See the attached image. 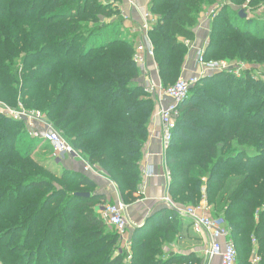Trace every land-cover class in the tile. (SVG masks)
Returning a JSON list of instances; mask_svg holds the SVG:
<instances>
[{
    "label": "trees",
    "instance_id": "1",
    "mask_svg": "<svg viewBox=\"0 0 264 264\" xmlns=\"http://www.w3.org/2000/svg\"><path fill=\"white\" fill-rule=\"evenodd\" d=\"M215 1H150L156 22L148 36L164 87L179 78L199 18ZM118 13L100 0H0V101L38 110L131 204L142 197L140 165L155 103ZM216 13L204 57L264 64V20L251 28L238 10ZM179 110L165 152L168 195L180 207L204 197L230 231L237 264H264V80L249 71L203 75ZM42 142L23 122L0 115V211L13 213L0 232L2 264H31V255L34 264H201L195 251H172L187 219L166 206L131 230L125 262L116 232L106 231L96 210L105 195L81 169L39 167L32 156ZM81 192L90 195H75Z\"/></svg>",
    "mask_w": 264,
    "mask_h": 264
},
{
    "label": "built area",
    "instance_id": "2",
    "mask_svg": "<svg viewBox=\"0 0 264 264\" xmlns=\"http://www.w3.org/2000/svg\"><path fill=\"white\" fill-rule=\"evenodd\" d=\"M216 12L213 6L204 13V20H211ZM156 22L155 16L145 8L141 16L140 38L135 43L134 60L141 69V82L145 91L154 100L153 115L159 119V129L155 135L159 139L162 148H168L172 132L176 128L180 116L179 105L187 97L189 88L198 81V79L214 72L226 71L227 62L206 59L204 57L207 41L201 46H190L191 60L198 67V71L191 76H180L172 84L164 87L159 78L156 64L154 62L153 47L148 36V30ZM199 23V21H198ZM198 25V24H197ZM188 43V42H187ZM146 57L153 59L157 75L152 76L146 70ZM0 115L11 118L25 124L26 132L31 138H40L48 143L55 152L57 162L65 159H78L82 162L84 172H98L96 167L92 166L79 151L75 150L57 131L52 129L50 122L38 110H28L23 105L11 107L0 101ZM152 115V116H153ZM152 172L147 169L141 173L142 176H149ZM168 182L170 179L169 171L166 173ZM166 207L174 208L180 215L185 217L191 225L192 231L197 235L207 237V246L203 254L208 258L218 257L220 264H237V250L231 239L230 231L221 218L210 214L211 207L206 199L202 200L196 206H177L167 195L163 198ZM98 212L107 226H111L118 236V251L122 252L128 249L130 245L129 232L136 226V222L127 215V204L121 200L116 202H105L99 204ZM258 258H255L257 262Z\"/></svg>",
    "mask_w": 264,
    "mask_h": 264
},
{
    "label": "crops",
    "instance_id": "3",
    "mask_svg": "<svg viewBox=\"0 0 264 264\" xmlns=\"http://www.w3.org/2000/svg\"><path fill=\"white\" fill-rule=\"evenodd\" d=\"M150 1L151 0H113V7H116L119 11L118 19L121 20L123 26L132 33V38H134L135 41H138L140 38L142 12L145 8H149ZM207 11L208 9L201 14L199 23L195 29L196 37L193 41L194 47H199L207 41L211 22V20H204V13ZM145 60L146 70H148L152 76H156L157 73L154 67L153 59L146 57ZM185 67V76H191L198 71V67L194 65L191 60V50L188 53ZM159 125L158 117L153 115L149 126V136L144 145L143 157L140 165L141 173L144 169L148 168L152 174L149 176L141 175L139 191L142 194V197L131 204H127V215L131 220L136 222V225H141L150 214L165 206L162 200L167 195L168 179L166 173L168 169L165 156L166 150L162 148L159 139L155 135L156 131L159 129ZM63 162L65 164L71 163L74 166H82V162L78 159L68 158ZM96 170L98 171L97 173L91 172L88 175L96 182L99 188L98 192L105 195L106 202H116L121 200L119 196L117 197L115 195L118 193L116 192V188L113 186L114 184L104 178V175L99 172L97 168ZM131 230L132 229H130V232ZM188 230L191 233L190 236L188 235V232H186ZM180 236L181 239L177 244V247H180L178 251H195L198 256L202 257L203 264H220L218 257L208 259L203 254V251L207 246L208 239L204 235L195 234L192 231L188 220L183 222ZM186 240L188 242H186ZM181 243L183 245H187L188 247H181Z\"/></svg>",
    "mask_w": 264,
    "mask_h": 264
},
{
    "label": "rangeland",
    "instance_id": "4",
    "mask_svg": "<svg viewBox=\"0 0 264 264\" xmlns=\"http://www.w3.org/2000/svg\"><path fill=\"white\" fill-rule=\"evenodd\" d=\"M100 1L103 2V3H106L107 5L111 4L112 8H116V7H113V4H114L113 0H100ZM251 2H252V4H251ZM213 6L216 7V12H217L216 15L219 14L220 11L225 9V8L238 10L239 16H240V12H242L243 17H241V16L240 17L241 18H245L244 22H248V24H250L251 28H254V24H255L254 22L255 21L264 20V0H257L256 2H254V0H238V1L216 0L212 5H210L209 8L206 7L205 10L206 9H210ZM116 18H119V17L116 16ZM116 18H114V19H116ZM108 20H111V18L107 19V21ZM239 22H240L239 26H241L243 21H239ZM121 26H122L121 30L124 31L123 32V37L126 38V40H130L132 38V33L128 29H126L123 26V24ZM207 41H209V38H207ZM246 48L248 49V47H246ZM215 60H220V61L227 62L228 66L226 68V72L229 73V75H231L232 78L241 77V76L244 75V73L246 71H249L250 75L253 78H255V79L256 78H260V79L264 80V76H263V74H264V64H259V63H256V62H253V61H250V60H245V59L236 58V57L225 58L223 55H218L217 59H215ZM184 69H186L185 66H184L183 70L181 71V74L179 75V77L180 76L188 77V76L184 75L185 74L184 73V71H185ZM224 91H227V90L225 89ZM11 107H13V106H11ZM51 127H52V129L57 131L62 136V134L52 124H51ZM47 145H49V144L46 143V142H42V144L33 153L32 160L39 167L41 166L43 168L49 169L52 172H58V171L61 170L62 167H67V168H70V169H74L75 171H78V170L81 169L82 166L81 167H79L78 165L74 166L71 163L70 164L69 163L65 164L63 161L57 162L56 161V157H55V152L53 151V149L50 146H47ZM98 170H99V172H101L104 175L103 176L104 178H106L107 180L111 181L114 184L113 186L116 188V190H117L116 192L118 193V194H115V195L117 197L119 196L120 199H121V194H120L118 185L114 181H112L111 178L108 177L101 169H98ZM87 174H90V173H87ZM47 176L49 177V175H47ZM55 184H58V183H55ZM96 190L99 191L98 186H97ZM61 200L62 199H60V201ZM121 201H122V199H121ZM98 206H100V205H97V208H96L97 211H98ZM2 214L3 213L0 211V232H3L4 229L6 228V225L3 224V222H7V224L13 223L11 218H9V216H11L13 213H10L9 215H7V214L2 215ZM106 231L109 232V233H112V234H114L116 232L113 227L107 226V225H106ZM58 232H60V231L58 230ZM186 232H188V235L190 236L191 233L189 232V230L186 231ZM20 238H21V235L18 236L16 238V240H19ZM35 241H36V238L31 239L28 248H33L35 246V243H34ZM186 242H188V241L186 240ZM58 244H59V241H58ZM180 246L181 247H188L187 245H183L182 243L180 244ZM179 248L180 247H177V245H176V246L172 247V251L178 253V252H180V251H178ZM164 249L167 252L169 250L167 247H165ZM124 250L126 252L125 253L126 254L125 255V262H127L130 259L131 253H130L129 247H128V249H124ZM29 252L34 253L35 251L31 250ZM48 254H50L49 255L50 257L57 256V255H55V253L53 251L51 253H48ZM31 257H32L31 264H34V259H35L36 255H33V256L31 255ZM253 263L255 264L256 262L253 261ZM0 264H2V263L0 262ZM201 264H203V263L201 262Z\"/></svg>",
    "mask_w": 264,
    "mask_h": 264
},
{
    "label": "water",
    "instance_id": "5",
    "mask_svg": "<svg viewBox=\"0 0 264 264\" xmlns=\"http://www.w3.org/2000/svg\"><path fill=\"white\" fill-rule=\"evenodd\" d=\"M240 16L243 17V14L242 12H240ZM76 196H83V197H88L90 194L87 193V192H84V193H75Z\"/></svg>",
    "mask_w": 264,
    "mask_h": 264
}]
</instances>
